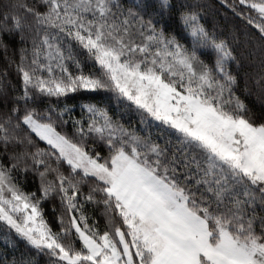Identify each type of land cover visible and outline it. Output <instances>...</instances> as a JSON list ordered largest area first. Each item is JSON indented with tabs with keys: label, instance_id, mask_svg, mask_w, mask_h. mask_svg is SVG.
Wrapping results in <instances>:
<instances>
[{
	"label": "snow or ice",
	"instance_id": "1",
	"mask_svg": "<svg viewBox=\"0 0 264 264\" xmlns=\"http://www.w3.org/2000/svg\"><path fill=\"white\" fill-rule=\"evenodd\" d=\"M220 7L0 0V264H264V0Z\"/></svg>",
	"mask_w": 264,
	"mask_h": 264
},
{
	"label": "trees",
	"instance_id": "2",
	"mask_svg": "<svg viewBox=\"0 0 264 264\" xmlns=\"http://www.w3.org/2000/svg\"><path fill=\"white\" fill-rule=\"evenodd\" d=\"M204 2L210 4L215 9H219V14L213 17H208L211 23L213 19L218 26V30L231 29L233 25L238 24V21L233 20L231 13L227 12L224 8L220 7V0H204ZM242 99L246 100V103L256 112L261 111V102L256 96H243ZM115 105V101H113ZM125 122L131 123L133 127L137 126L138 117L134 114H126L124 117Z\"/></svg>",
	"mask_w": 264,
	"mask_h": 264
}]
</instances>
